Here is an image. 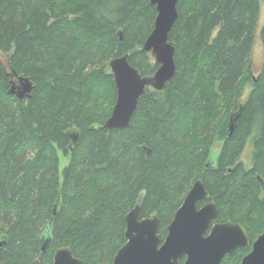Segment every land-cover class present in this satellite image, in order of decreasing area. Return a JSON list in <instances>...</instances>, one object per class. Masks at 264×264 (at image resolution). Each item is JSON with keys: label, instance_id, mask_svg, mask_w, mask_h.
I'll list each match as a JSON object with an SVG mask.
<instances>
[{"label": "trees", "instance_id": "1", "mask_svg": "<svg viewBox=\"0 0 264 264\" xmlns=\"http://www.w3.org/2000/svg\"><path fill=\"white\" fill-rule=\"evenodd\" d=\"M262 1L179 0L169 34L174 78L164 91L147 89L128 128L107 132L102 126L117 101L108 62L129 54L143 76L159 67L142 50L156 6L151 0H0V239L6 238L0 264H53L60 246L82 264H112L126 243L125 216L136 205L142 218L159 217L163 242L199 179L206 201L218 207L213 223H238L250 239V247L221 264L242 263L264 231L258 179L264 181V61L258 76L252 72ZM260 40L264 54V26ZM15 75L33 82L30 97L9 93ZM126 138L135 142L122 157ZM247 143L254 149L251 170L240 161ZM58 152L72 157L63 181ZM212 154L218 158L208 167ZM172 169L179 179L165 181ZM44 238L50 239L45 252Z\"/></svg>", "mask_w": 264, "mask_h": 264}, {"label": "water", "instance_id": "2", "mask_svg": "<svg viewBox=\"0 0 264 264\" xmlns=\"http://www.w3.org/2000/svg\"><path fill=\"white\" fill-rule=\"evenodd\" d=\"M179 0H151L156 6L157 17L154 29L142 46L159 64L155 74L143 76L129 62V54L114 58L109 69L117 88V101L110 117L102 126L107 132L126 129L130 126L139 102L147 89L164 91L176 73V46L169 40V34L178 19ZM17 77V75H15ZM33 82L24 76L17 77L9 93L19 100L30 97ZM243 106L230 119V134L234 131L242 114ZM74 142L77 135L73 136ZM215 161L210 160L208 167ZM259 181L264 184L261 178ZM209 198L203 180H197L185 196L168 227V234L162 242L159 234L157 215L142 218L141 206L136 205L126 216V243L119 249L112 264H221L226 256L238 249L250 247V239L244 227L234 222L213 223L218 217L215 202L202 207L199 204ZM58 203L54 208L56 214ZM50 239L44 238L43 252ZM6 238L0 239V248ZM31 264H40L35 260ZM53 264H82L70 247L57 249ZM241 264H264V232L253 242L251 251L244 256Z\"/></svg>", "mask_w": 264, "mask_h": 264}, {"label": "rangeland", "instance_id": "3", "mask_svg": "<svg viewBox=\"0 0 264 264\" xmlns=\"http://www.w3.org/2000/svg\"><path fill=\"white\" fill-rule=\"evenodd\" d=\"M263 26H264V1H262V3H261V15H260V20H259V25H258L257 40H256V44H255V47H254L255 50H254L253 63H252V72H253V75H255V76H258L259 73L261 72L262 66H263V61H264L263 46H262V42L260 40V32H261V29H262ZM148 54H149V58L151 59V62L152 63H156L155 59L152 57V55L150 53H148ZM108 70H109V67L106 69V71H108ZM250 91H251V85L248 84L247 87L244 89V92H243L242 98L240 100V103H243V102L246 101ZM102 112H103V110L102 111L99 110V111H97V114L100 115ZM75 131H76V129L74 128V132ZM217 135L218 134L214 135V136H216L215 137V140H216L215 142H216V144H220V141L217 140L218 139ZM134 142H135V140L133 138H129V139L126 138L124 141H121V144H122L123 147H121L122 151H120L119 154L122 157H128V156H126V154L130 155V152H131L132 148H128L127 144H131V143L133 144ZM213 146L214 145H212L211 147H213ZM216 158H217L216 154H214L213 155V161L216 162ZM71 161H72V157L70 155L66 156L62 152H58V162H59L58 172H59V177H60L61 181H63V179H64L63 178L64 169L67 168L70 165ZM240 161L242 162L245 170H251L253 168V166H254V149H253V146L250 143H247L245 148L243 149V151H242V153L240 155ZM178 171H179L178 169L170 170V172L167 173V175H166L167 178L165 177L164 180L166 181V180H171V179H179V177H180L179 173L180 172H178ZM144 196H145V191H142L139 194V197H138V202L139 203H142V201L144 199ZM262 198H263V196L260 195V199L261 200H262ZM247 208H245L244 211H247ZM153 215H155V213ZM60 247H62V246H60ZM57 248L59 249V247H57ZM251 249H252V246H251Z\"/></svg>", "mask_w": 264, "mask_h": 264}, {"label": "flooded vegetation", "instance_id": "4", "mask_svg": "<svg viewBox=\"0 0 264 264\" xmlns=\"http://www.w3.org/2000/svg\"><path fill=\"white\" fill-rule=\"evenodd\" d=\"M213 151H214V149H213ZM213 155H214V154H212L211 159H213ZM216 157L218 158V155H216ZM217 158H216V159H217ZM184 199H185V198H184ZM206 200H207V199H206ZM206 200L203 201L204 203H203L202 206H204L205 204L209 203V202H207ZM201 203H202V202H201ZM199 205H200V204H199ZM202 206H201V207H202Z\"/></svg>", "mask_w": 264, "mask_h": 264}]
</instances>
